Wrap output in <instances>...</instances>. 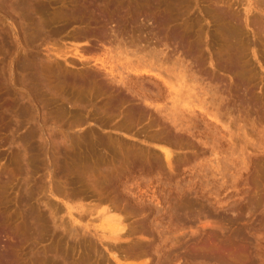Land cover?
Wrapping results in <instances>:
<instances>
[{
    "label": "rangeland",
    "instance_id": "374dc122",
    "mask_svg": "<svg viewBox=\"0 0 264 264\" xmlns=\"http://www.w3.org/2000/svg\"><path fill=\"white\" fill-rule=\"evenodd\" d=\"M221 1L0 0V264H264V14L230 58Z\"/></svg>",
    "mask_w": 264,
    "mask_h": 264
},
{
    "label": "bare ground",
    "instance_id": "6f19581e",
    "mask_svg": "<svg viewBox=\"0 0 264 264\" xmlns=\"http://www.w3.org/2000/svg\"><path fill=\"white\" fill-rule=\"evenodd\" d=\"M215 2H217V0H214ZM214 2V3H215ZM222 3H224V4H221L220 6H221V9H220V15H221V17H222V22H221V24H222V27H223V31H224V34L226 35V37L229 39V51H230V58H232L231 56H236L237 55V52H238V50L239 51H241V49H240V40H242L241 39V37L243 36V32H242V28L240 27V23L238 22V20L235 18V16L233 15V13H232V11H231V9H230V7H231V2L229 3L228 2V0H227V2H225V1H221ZM246 2V5H247V7H245V9H244V20L247 18V16H248V13L250 12V11H254V10H258V12H261V13H263L264 14V0H246L245 1ZM213 3V4H214ZM227 3V4H226ZM239 3H243L244 4V2H239ZM217 5H219V3L218 4H216V6ZM218 9V8H217ZM233 9V8H232ZM249 21V23H247V25H253V26H255L254 25V23H253V21H250V20H248ZM246 22H247V19H246ZM259 22V19L257 18L256 19V24ZM261 22H262V20H261ZM235 61H236V59H235ZM230 62V64H231V70H232V68H234V66H235V63H233L234 62V60H230L229 61ZM229 64V65H230ZM182 66V65H181ZM185 70L183 69L182 71L181 70H179L177 73H176V79H177V81H179L181 84H184L185 83V85L184 86H188L187 87V89L188 90H192V91H196V87L194 86V84H190V85H187L186 83H188V80H190L189 78H187V76L185 77V75H187V74H185V72H184ZM151 74V73H153V72H147V74ZM173 76H175V74H173ZM192 77H194L193 75H192ZM188 79V80H185V79ZM191 78V77H190ZM175 80V79H174ZM192 80H193V78H192ZM195 80V79H194ZM176 82V81H175ZM192 83H193V81H191ZM169 86V88L171 89L172 88V86H170V85H168ZM173 86H174V84H173ZM175 86H177V85H175ZM183 86V87H184ZM198 88V87H197ZM181 89H183V88H181ZM200 89V88H199ZM186 92H188L187 90H185ZM177 92V91H176ZM170 93V92H169ZM172 93V92H171ZM170 93V94H171ZM184 93V92H183ZM199 93V92H198ZM205 93L206 92H202V95H201V97L199 98V96H198V94H197V91H196V93L195 92H193V94L192 95H190V93L189 94H187V98H191V97H193V98H195V99H192L191 101H189V103H192V107H189L188 109L190 110L189 111V113L191 114H194L195 113V110H194V108L197 106V107H199L197 104V102H199L200 104H202V105H200V107L198 108L199 109V111L202 113V114H204V115H207V116H209V117H211V118H213V119H217V114L219 113V114H221V112H218V109H217V114L215 113L216 112V110H215V112L213 111H210L209 109V111H207V109H206V107H207V102H206V99L205 98H203V96L205 95ZM186 94V93H185ZM184 95V94H183ZM181 96V94L180 95H178V97H180ZM186 96V95H185ZM182 98V97H181ZM180 98V99H181ZM185 98V97H184ZM199 100H201V101H199ZM175 101H177V100H175ZM214 101H212V103H213ZM180 103V102H179ZM177 104V103H176ZM176 104H175V106H176ZM206 105V107H204ZM213 106H215V104H212ZM211 105V106H212ZM212 106V107H213ZM177 107V106H176ZM216 107V106H215ZM178 108V107H177ZM185 108V107H184ZM190 108H192V109H190ZM208 108V107H207ZM216 108H218V107H216ZM177 110V109H176ZM175 110V111H176ZM180 110V109H179ZM186 111H188L187 109H185ZM172 111V110H171ZM220 111V110H219ZM173 112H174V110H173ZM172 112V113H173ZM176 112H178V111H176ZM180 112V111H179ZM179 112H178V114H175V115H173V116H175L174 118H176L177 117V115H178V117H179V119H181L180 118V114H179ZM183 112H185V111H183ZM181 113V112H180ZM186 113V112H185ZM188 113V114H189ZM200 113V114H201ZM213 113V114H212ZM184 113H182V115H183ZM198 114V113H197ZM196 113H195V115H197ZM216 114V115H215ZM218 114V116H220ZM224 114V113H223ZM223 114H221V118H224V117H222V115ZM185 116H183V117H186V115L187 114H184ZM224 115H226V114H224ZM173 116H172V118H173ZM199 116V115H198ZM228 116V115H227ZM220 117H218V118H220ZM172 118H170V119H172ZM226 118V117H225ZM209 119V118H208ZM173 120V119H172ZM176 121V120H175ZM179 121V120H178ZM178 121L176 122V123H178ZM219 122H220V120H219ZM175 123V122H174ZM212 123V122H211ZM221 123V122H220ZM213 124V123H212ZM223 124V123H222ZM178 126H180L179 125V123L177 124ZM208 125H209V122H208ZM224 125L225 124H223V127H224ZM177 126V127H178ZM182 126V125H181ZM179 127L178 129H181L182 127ZM184 126H185V123H184ZM211 126V125H210ZM213 126V125H212ZM226 126V125H225ZM184 128V127H183ZM186 128V127H185ZM214 128H215V126H214ZM217 128V127H216ZM215 128V129H216ZM225 128H227L228 129V125H227V127H225ZM167 130V129H166ZM183 130V129H182ZM186 130H187V128H186ZM168 132H169V130H168ZM229 132V131H228ZM232 132V131H231ZM165 135H167V134H165ZM165 138V137H164ZM166 139V138H165ZM164 141H166V140H164ZM170 150H167L166 151V154H165V156H166V160H167V162L168 163H170L171 162V156H170V152H169ZM172 163V162H171ZM170 163V164H171ZM186 212H184V214H185ZM109 216H111V215H109ZM113 219H114V221H115V226L114 227H112L111 228V230H112V232L113 233H115L116 234V236H120L121 234H122V231L124 230V225L121 223V218L119 219V218H114L113 216H111ZM108 222H111L110 220L108 221ZM110 231V230H109ZM110 233V232H109ZM218 253V252H217ZM216 253V254H217ZM214 255V254H213ZM218 255V254H217ZM215 259V258H214ZM139 263V262H138ZM141 263V262H140ZM128 264H136V263H133V262H129Z\"/></svg>",
    "mask_w": 264,
    "mask_h": 264
}]
</instances>
